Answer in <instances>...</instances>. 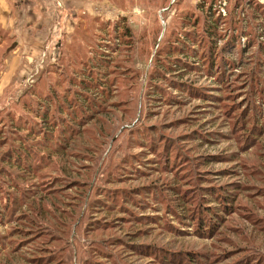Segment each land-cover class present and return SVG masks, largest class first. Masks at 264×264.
I'll return each instance as SVG.
<instances>
[{"label":"rangeland","instance_id":"374dc122","mask_svg":"<svg viewBox=\"0 0 264 264\" xmlns=\"http://www.w3.org/2000/svg\"><path fill=\"white\" fill-rule=\"evenodd\" d=\"M11 5L13 13L7 25L13 24V27L6 25L7 28L0 24V42L3 43L0 47V116L6 122L4 126L0 123V168L5 171L2 177L6 178V182L12 179L11 168H17L13 171L21 184L17 207L25 212L32 200L35 199L34 203L37 204L41 194L45 192L43 182H55V178L62 176L58 169L63 172V162L75 160L73 151L78 146L89 149V152L93 146L98 147L99 151L103 150L98 158L91 153L95 158L93 161L86 155V161L82 162L94 163L93 166L97 167L95 177L101 167L103 171L96 182H102L103 175L109 173L106 169L111 161L120 160L129 151L127 132L121 134V129L124 126L132 127L139 119L147 120L152 125L165 126L169 134L180 139L192 132L189 127L192 124L203 126L208 134L217 131L224 132L225 136L219 138L220 141L213 146L199 144L191 154L195 158H200L206 152L223 156V160L219 159L208 165L207 173L203 176L211 179H206L207 182L225 185L237 194L234 211L223 215L214 235L197 236L192 225L186 220L183 223L179 219L181 217L178 218L174 213H168L156 224L149 221L145 224L123 221L121 218L124 214L119 213L115 216H118V226L121 227L97 230L90 237L84 235L83 228L77 230V238L73 241L79 243L76 246L79 249L76 250L80 262L75 252L73 264H82L81 256L84 260L87 258L90 243L102 237L115 241L116 244L113 243L112 246L125 264H239L242 260H245L243 264H264V221L257 224L249 221L264 218V195L256 191L258 187L264 188V135L255 145L242 148L247 141L246 134L240 131L234 137L231 135L232 125L222 106L211 107L196 96L186 101L188 98L182 95L181 99L178 97L182 103L159 106L157 101H149L145 96L148 78L154 71L159 51L165 50L177 40H184L185 35L190 36L192 33L185 29L193 32L190 22L193 24L195 20H199L198 28H194L198 31L197 38L202 37V23L208 10H213L214 21L226 20L219 30L223 36L219 39V46L225 48V53L221 55L235 61H240L241 56L245 57L242 60L245 67L240 65L236 69L237 74L256 70V75H264V26L259 23L264 20V0H11ZM219 13H222L223 19L218 18ZM104 23H107V29L104 28ZM124 31L131 38L130 46L122 44L127 42ZM117 41H121L122 56L119 58V53L116 54L113 49L110 56L113 61L107 67L104 61H99V65L102 64L103 67L98 69L97 53L102 54L115 46ZM234 41L236 43L231 46ZM198 44L196 40L193 46L198 47ZM119 60L121 63L116 67ZM122 69L127 70V79L120 74ZM59 70L64 71L57 73ZM100 72L107 74L106 81H102L104 77ZM246 74L241 73L238 78ZM115 76L119 77L117 85H125L118 91H115L116 85H111ZM187 78L189 81H196L198 86L209 92L212 83L201 72L191 71ZM167 86L162 98L165 103H168L165 98L169 96L170 90L169 85ZM68 88L69 93L64 101ZM76 89L87 93L82 94L85 100L82 98L80 103L78 94H75ZM109 91H113L115 97L109 98ZM119 91L122 93H118ZM173 93L178 95V91ZM73 101L78 104L75 108L76 103L72 104ZM115 101L119 103L113 104L109 111L96 115L89 124L87 122L83 125L81 132L76 133L78 136L70 142H57L53 139V142L42 144L40 136H44L42 125L45 119H49V138L70 134L61 129L65 126V123H61V107L64 103L68 106L64 111L75 112V119H79L93 112L95 107L105 108ZM42 102L47 106L52 103L51 111L45 118ZM80 105H86L87 112ZM70 118L71 115L68 119ZM68 119L66 123L70 124ZM187 120H190L189 125ZM174 123L181 127L172 130ZM12 124L15 131L10 128ZM55 124L58 129L53 127ZM119 133L121 135L112 143V136ZM11 137L16 141H11ZM191 145L195 146V143H186L187 147ZM27 146L32 149L28 156L17 155L18 161H15L16 156L11 155V152ZM198 152L201 154L196 156ZM36 167H40L39 170H34ZM66 168L70 169L69 166ZM227 171L233 172L224 174ZM69 177L72 179L76 175L70 174ZM163 178L165 179L164 174ZM144 180L133 184H141ZM29 184H35L40 191L38 194L32 193L29 196L31 199L27 200L26 185ZM62 185L63 182L60 186ZM7 186L8 184L0 190V213L10 216L12 208L4 210L8 203L7 197L9 199ZM253 190L258 192L255 196H260L254 198L250 195ZM88 197L86 194L82 209L78 211L80 217L86 210ZM164 209L166 208L160 207L145 211L163 214ZM116 213L118 212H113ZM21 224L0 221V233H8L10 229L22 226ZM76 224L77 222L73 225L72 235ZM142 228H149L150 232L138 234ZM119 240H124L130 246H164L169 251L191 255V259L187 263L186 260L184 263L163 262L153 254H142L131 247L124 249V245L117 243ZM5 250L0 251V264H29L21 258L20 253L11 256V251Z\"/></svg>","mask_w":264,"mask_h":264},{"label":"trees","instance_id":"16d2710c","mask_svg":"<svg viewBox=\"0 0 264 264\" xmlns=\"http://www.w3.org/2000/svg\"><path fill=\"white\" fill-rule=\"evenodd\" d=\"M213 8L212 5L211 9ZM205 14L206 19L202 23V37L197 38L198 31H195L194 28H198L199 20H195L193 24L190 22L193 32L185 29L188 33H192L190 36L185 35L184 40H177L175 43L169 44L165 50H162L164 53L161 54L162 51H159L157 57L155 55L157 59H155L156 66L148 78L149 81L145 88L148 92L146 90L145 96L148 97L149 101H157L159 106L176 102L182 103L178 100V97L181 99L180 95L188 98L186 101L196 96L200 97L204 104L211 107L222 106L226 113V115H223L229 119L232 125L231 135L234 137L236 133L243 131L244 135L246 134L245 138L247 141L242 148H249L255 145L260 137L264 135V75H256V70L244 71L247 74L242 78H238L244 72L237 74L236 69L240 65L245 67L242 64V60L245 57L241 56L240 61L232 60L225 55H221V53H225V48H220L219 46V39L223 38L219 30L222 23L226 22V20L214 21L213 10H208ZM221 16L222 13H219L218 18H221ZM189 19L190 17L187 21ZM259 23L264 26V20ZM104 28L107 29V23H104ZM110 28H112L111 25ZM123 34L127 42L122 44L130 46L131 38H129L126 31ZM196 40L199 43L198 47L193 46L196 44ZM120 43L121 41H117L115 46L108 48L102 54L97 53V57H99L96 62L98 69L103 67L102 64L99 65V61H104L106 67L110 65L113 61V58L110 59L113 49L116 50V54L119 53L117 55L119 58L122 56L123 52L120 51L122 44ZM234 43L236 42H232L231 46ZM2 45L1 41L0 47ZM117 62L116 67L121 63L120 60ZM61 71L59 70L57 73ZM121 71L120 74L123 75L124 79H127L128 76L125 75L128 73L127 70L122 69ZM191 71H199L202 76L211 81L212 85L208 89L209 92L198 86L196 81H189L187 76L190 75ZM100 73L104 77L102 81H106L107 74ZM43 78L44 76L41 77V80ZM118 79L119 77L115 76L111 80V85H116L115 91L125 86L124 84L117 85ZM167 85H169L171 91H168L169 96L165 98V100L168 99V103H165L162 98L165 94V87H168ZM173 91H178V95H174ZM68 93L69 88L64 94V101ZM118 93L122 92L119 91ZM75 94H78L80 103L82 98L85 100L82 94L87 93L76 89ZM108 97H115L114 92L109 91ZM73 103L75 105L76 102L73 101ZM115 103L119 102L109 103L105 108L98 109L95 107L93 112L91 111L87 116L83 115L79 119H75V112L66 113L64 111V108L68 107L64 103L61 107L63 110L62 118H60L62 120L61 123H65V126L61 129L69 131L70 134L68 136H52L49 138V119H45L42 125L45 131L44 136H40L43 141L42 144L53 142V139H56L55 141L57 142H70L78 136L83 125L87 122L89 124L96 115L109 111ZM41 105L45 108V114L43 115V118H45L51 111L52 103L47 106L46 103L42 102ZM91 105L92 100L88 105L89 109ZM77 106L78 104L76 103L74 108ZM88 107L80 105V108L86 112ZM70 115L72 118L68 119ZM67 119L70 124L66 123ZM141 120L139 119L132 127L124 126L121 129V134L127 132L129 151L120 160L111 161L106 169L109 170V173L105 176L103 175L102 182L97 183L96 181H98L103 169L100 167L97 172L98 175L95 177L97 167L93 166L94 163L82 164V162L86 161V158H84L86 155H89V160L93 161L95 158L92 156L94 155L98 158L103 150L99 151L98 147L93 146L89 152V149L78 146L73 151L75 160L70 161L68 158V162L66 160L63 162V172L60 168L58 169L62 176L55 178V182H46V180L43 182L45 192L41 194L37 204L34 203L35 199L32 200L27 205L25 212H22V209L20 210L17 207L21 184L13 172L14 169H17L16 166L11 168L12 179L9 182H6V178L2 177L5 171L0 168V190H3L6 184H8L7 187L9 188V193L7 194L9 199L7 197L8 203L5 205L4 210L9 211L12 208L10 216L0 213V221H9V223L13 224L22 223V226H16V228L10 229L8 233H0V251L2 249H6V252L11 251V256L20 253L21 258L25 259V262L29 264H73L75 252L77 260H80L76 250L79 249V247H76L79 243L75 240L73 241L74 238H77V230L83 228L84 235L90 237L97 230L105 231L121 227L118 226L120 223L118 216H115L119 215V213L124 214L121 218L123 221L143 224L148 221L156 224L160 218L166 217L168 213H174L178 218L181 217L179 218L180 221H183V223L187 221L189 225H192L191 227L194 228L193 232L197 236L212 237L219 227L223 215L234 211L237 194L235 191L229 190L225 185L217 182H207L206 179H211L203 176L207 173L208 165L214 164L219 159L223 160V156L215 155L214 153L206 154V152L200 158H195L191 152L195 147H199V144H202V146H213L218 143L220 141L219 138L225 136L224 132L214 131L208 134V130L205 127H198L192 124L189 126L192 132L185 134L186 136L180 139L169 134L165 126L152 125L147 120ZM186 122L189 125L190 120ZM0 123L2 126L6 125L1 116ZM55 125L53 127L58 129V125ZM180 127V124L174 123L171 129L176 130ZM10 128L15 131L13 124ZM77 132L78 134H76ZM120 133L115 137L112 136V143L117 140L121 135ZM217 134H219L218 138ZM10 139L11 141H16L12 137ZM186 143H195V146L187 147ZM99 146H101V143ZM31 150L30 146H27L20 148L19 151H12L11 155H15V161H18L17 155L28 156ZM42 153H45V151H42ZM199 154L201 152H198L196 156ZM20 158L23 159L21 156ZM68 166L70 169L66 168ZM39 168L36 167L34 170L37 171ZM73 172L76 177L71 179L69 176L74 174ZM232 172L227 171L224 174H231ZM43 173H45V168ZM68 178H70V181ZM142 179H145L143 183L133 184L135 181L140 183ZM62 182L63 185L60 186ZM26 189L27 200L31 199L29 196L32 193L38 194L40 191L35 184L26 185ZM256 191H259L260 195H264V188L258 187ZM87 192H90L89 195ZM255 193L258 192L253 190L250 195L254 196V198L260 196L257 194L255 196ZM86 194L89 196L87 207L80 217V212L78 211L82 209ZM160 207L166 208L164 209L165 213L155 214L145 211V209L157 210ZM114 211L118 213L113 214ZM2 212L4 211L2 210ZM78 216L80 220H78ZM249 221L257 224L259 221H264V218H259L257 221L249 219ZM76 222L77 224L74 226L75 232L72 235L73 225ZM149 232V228H142L137 233L145 235ZM117 243L124 245V249L131 247L142 254H153L163 262L184 263L186 260L185 263H187L191 259V255L185 254V256L182 252H172L164 246H130L124 240H119ZM112 244H116L112 238L102 237L94 239L90 243L89 248H87V258L84 260L83 256H81L82 264H125V261ZM2 260L5 259L2 258ZM244 261H240L239 264H243Z\"/></svg>","mask_w":264,"mask_h":264},{"label":"crops","instance_id":"0c3cea01","mask_svg":"<svg viewBox=\"0 0 264 264\" xmlns=\"http://www.w3.org/2000/svg\"><path fill=\"white\" fill-rule=\"evenodd\" d=\"M11 13H13V6L11 5V0H0V24H3V27H7V23L11 21ZM8 27H13V24Z\"/></svg>","mask_w":264,"mask_h":264}]
</instances>
